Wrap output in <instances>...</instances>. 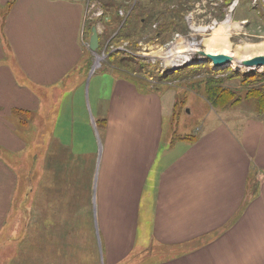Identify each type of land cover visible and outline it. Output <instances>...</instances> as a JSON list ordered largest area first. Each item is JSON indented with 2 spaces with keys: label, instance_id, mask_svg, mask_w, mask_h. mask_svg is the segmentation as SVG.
<instances>
[{
  "label": "crops",
  "instance_id": "crops-1",
  "mask_svg": "<svg viewBox=\"0 0 264 264\" xmlns=\"http://www.w3.org/2000/svg\"><path fill=\"white\" fill-rule=\"evenodd\" d=\"M94 5L0 0L1 148L26 149L15 130L29 135L42 106L51 111L37 130L44 138L51 127L37 264L48 238L61 264L54 254L68 255L81 226L99 264H264V113L208 110L195 137L172 135L165 94L121 65L91 61ZM103 12L115 24L113 10ZM96 22L98 47L115 45Z\"/></svg>",
  "mask_w": 264,
  "mask_h": 264
},
{
  "label": "rangeland",
  "instance_id": "rangeland-1",
  "mask_svg": "<svg viewBox=\"0 0 264 264\" xmlns=\"http://www.w3.org/2000/svg\"><path fill=\"white\" fill-rule=\"evenodd\" d=\"M93 3L95 5L89 11L91 17L87 21L90 25H96L97 20L102 24L104 40L108 39L115 24H108L103 11L113 10L118 23L129 12L133 14L125 31L129 36L122 35L115 45L107 48L98 47L91 61L95 62L99 55L101 69L104 70L110 62L107 58L109 52L120 50L122 53H116L112 63L121 65L126 73L136 71L141 78V88L159 90L165 94L166 102L170 100L172 135L178 137L188 133L184 135L195 137L196 132L191 133L190 130L202 121L208 110H236L252 115L264 113V108H261L264 98H260V90L264 91V65L250 66L244 62L252 51L264 47V0H102L103 5L93 0ZM111 5L115 7L111 8ZM142 16L145 17L144 23L139 20ZM226 23H229L231 32L228 42L222 46L215 45L214 32ZM226 47L229 50H225ZM202 51L229 54L234 62L217 66ZM172 64L178 66L173 68ZM90 74L87 73L86 90ZM209 86L216 91L218 87L229 89L232 93L221 92L213 97L215 102H212L207 93ZM61 95H66V92ZM47 111L49 109L42 106L41 120L36 127L30 128L29 135L15 130L19 138L29 142L25 143L26 149L4 150L0 146V264H37V200L40 197V201L46 204L48 192L51 194V167L47 160L51 136L46 135L51 127H46L44 138L37 134ZM50 115L51 111L48 123L52 121ZM84 233L82 226L72 232L68 255L62 250L54 254V258H63L58 263L99 264L94 251L90 258L88 247L83 245ZM51 247V239L48 238L41 250L44 264H52ZM72 251L76 255L70 253Z\"/></svg>",
  "mask_w": 264,
  "mask_h": 264
},
{
  "label": "trees",
  "instance_id": "trees-1",
  "mask_svg": "<svg viewBox=\"0 0 264 264\" xmlns=\"http://www.w3.org/2000/svg\"><path fill=\"white\" fill-rule=\"evenodd\" d=\"M98 2H100L101 3V5H103V3H102V0H97ZM137 3H139L140 4V2L139 1H137ZM136 3V4H137ZM135 4V5H136ZM135 5H134V7H135ZM133 7V8H134ZM132 8V10H134ZM147 9H149L148 7H147ZM148 11V10H147ZM104 13V12H103ZM148 13V12H147ZM132 11L131 12H129L128 14H126V17L124 18V20L121 22H119L118 23V16H116L115 15V17H114V20H115V25L110 29L111 31H110V33H109V35L107 36V37H109L110 38V41L112 42H116L117 43V40L119 39V37H122V35H124V36H129V33H126L125 31H126V29H128L126 26H128L129 25V23L131 22L130 20H131V18L130 17H132ZM144 16H142L141 18H139V20L141 21V23H144V18H143ZM118 24H120V26L118 25ZM88 25H90V24H88ZM87 25V28L90 30V28H91V25L90 26H88ZM117 25H118V27H120L119 29H118V31H117V33L115 34V35H113L112 36V34L115 32V30H116V28H118L117 27ZM160 33V32H159ZM112 36V37H111ZM116 53H122L120 50H112L111 52H109V54H108V58L110 59V62H113L114 61V57H115V55H116ZM127 66H128V64H127ZM133 72H135L136 73V71H133ZM254 75H256V74H254ZM245 77H249V75H245ZM132 78L137 82V84L139 83L140 85H141V78L139 79V76H137V75H135V76H132ZM139 85V86H140ZM226 91H229L230 93H232L229 89H225V88H220V87H218V91H216V89H212L210 86L208 87V97L211 99V101L212 102H215V100L213 99V97H215V96H217V94H219V93H225ZM260 98H261V100L264 98V91H262V90H260ZM259 104L261 105V101L259 100ZM263 107H261V108H264V102H263V105H262Z\"/></svg>",
  "mask_w": 264,
  "mask_h": 264
},
{
  "label": "water",
  "instance_id": "water-1",
  "mask_svg": "<svg viewBox=\"0 0 264 264\" xmlns=\"http://www.w3.org/2000/svg\"><path fill=\"white\" fill-rule=\"evenodd\" d=\"M99 46V33H98V28L95 24L91 26V35L89 38L88 42V47L91 49L93 52L96 51V49ZM214 64L218 65H223L227 62L230 61L231 55L226 54V53H211V52H205L202 51ZM100 56L96 58L95 64L99 62ZM246 64H249L250 66L253 64H263L264 65V56L254 58L252 60H245L244 61ZM189 63V62H187ZM178 65H172L173 68H176ZM93 70V69H92Z\"/></svg>",
  "mask_w": 264,
  "mask_h": 264
},
{
  "label": "bare ground",
  "instance_id": "bare-ground-1",
  "mask_svg": "<svg viewBox=\"0 0 264 264\" xmlns=\"http://www.w3.org/2000/svg\"><path fill=\"white\" fill-rule=\"evenodd\" d=\"M222 25V24H221ZM230 25L229 23H226L219 28H217L214 32L213 40L214 44L218 46L226 45L228 42V36L230 35V29L228 28ZM228 38V39H227ZM225 50H229V47ZM233 56V55H232ZM264 56V47H260L250 53V57L247 60H252L254 58L262 57ZM232 58V57H231ZM231 62H234V60L230 59ZM172 65H177V64H172Z\"/></svg>",
  "mask_w": 264,
  "mask_h": 264
}]
</instances>
